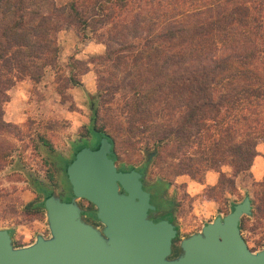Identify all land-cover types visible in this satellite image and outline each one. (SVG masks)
<instances>
[{"label":"trees","instance_id":"trees-1","mask_svg":"<svg viewBox=\"0 0 264 264\" xmlns=\"http://www.w3.org/2000/svg\"><path fill=\"white\" fill-rule=\"evenodd\" d=\"M72 26L82 40L104 45L93 57L100 70L95 92H84L86 133L97 135L93 148L101 136L114 151L155 146L146 164L158 166L162 177L184 174L202 184L212 170L218 175L202 188L204 196L217 199L233 188V177L249 170L255 145L264 140V0H195L192 6L183 0H0V131L11 127L1 106L16 83H38L52 70L58 95L67 87L82 90L78 76L87 61L68 56L58 65L56 33ZM74 144L69 157L58 155L63 172L84 145ZM2 157L0 151V163ZM222 164L230 174L219 171ZM29 180L36 195L24 212L40 213L51 190ZM244 195L250 219L264 225V174ZM178 251L173 246L170 257Z\"/></svg>","mask_w":264,"mask_h":264},{"label":"rangeland","instance_id":"rangeland-1","mask_svg":"<svg viewBox=\"0 0 264 264\" xmlns=\"http://www.w3.org/2000/svg\"><path fill=\"white\" fill-rule=\"evenodd\" d=\"M183 2L184 6H192L195 0ZM56 43L60 68H63L68 56L87 61L88 70L78 76L82 90L67 87L63 96L58 95L54 73L48 70L38 83L25 79L9 88L6 91L8 100L1 106V118L11 127L6 132L0 131V151L3 156L0 163V228L12 231L14 246L31 243L37 233L48 235L43 210L36 214L24 212L23 205L36 195L29 178L44 182L58 194L60 185L68 186L62 164L63 159L72 154L77 138L80 139L77 142L82 141L84 145L93 147L96 140L93 138L97 137L92 131L86 133L90 105L84 92H95L96 74L100 70H96L99 66L94 63L93 57L103 53L104 45L94 39L82 40L74 26L59 30ZM59 72L63 76L66 70ZM89 135L92 136L90 141L86 137ZM39 136L46 140L47 146H39ZM154 150L155 146L144 148L142 144L116 147V164L123 168L139 169L138 172L143 175V189L153 197L151 202L162 208H170L177 228V239L173 246H177L180 238L199 230L205 221L229 211V202L240 201L244 192L250 195L252 182L257 181L252 179L249 172L238 174L233 177V188L228 189L222 197L212 199L204 196L201 190L207 185L208 178H213L215 182L218 175L216 171H206L202 184L190 180L184 174L164 178L158 166L146 164L149 152ZM219 171L230 174L231 168L222 164ZM154 194H159V198H155ZM60 199L67 201L68 197L64 195ZM77 203L87 208L85 211H94L85 200L79 199ZM92 218L93 213L89 216L87 212V220L99 225ZM241 224L240 232L247 247L251 250L263 247L264 225L245 216Z\"/></svg>","mask_w":264,"mask_h":264},{"label":"water","instance_id":"water-1","mask_svg":"<svg viewBox=\"0 0 264 264\" xmlns=\"http://www.w3.org/2000/svg\"><path fill=\"white\" fill-rule=\"evenodd\" d=\"M110 147L101 136L96 148L74 152L64 168L71 197L61 201L51 190L42 201L47 236L37 233L31 243L14 246L9 230L0 228V264H264V246L248 248L238 228L241 217H251L247 195L180 238L170 257L174 225L147 217L154 206L141 187L142 173L116 170ZM79 199L91 204L99 225L80 217Z\"/></svg>","mask_w":264,"mask_h":264},{"label":"flooded vegetation","instance_id":"flooded-vegetation-1","mask_svg":"<svg viewBox=\"0 0 264 264\" xmlns=\"http://www.w3.org/2000/svg\"><path fill=\"white\" fill-rule=\"evenodd\" d=\"M97 136V135H96ZM86 137H88L89 138V141L92 139V136L91 135H89V136H86ZM95 139H97V137H94L93 138V140H95ZM77 141H80V139H78L77 138ZM96 141V140H95ZM83 146H87V147H89L90 149H94L93 147H92V145H83ZM82 147V146H81ZM111 151H112V153H113V155H114V158H112L111 157ZM110 157H111V159H112V161H113V163H114V165H115V168H116V170H121V171H125V170H128V169H130V168H123L122 166H118L117 164H116V161H117V155H116V153H115V151L114 150H112L111 149V147H110ZM150 159H151V157H150ZM150 159L147 161V162H149L150 161ZM142 182V184H141V187H142V189H143V187H144V182H143V180L141 181ZM68 183V182H67ZM49 188V187H48ZM144 190V189H143ZM67 196L68 197V199L71 197V191H70V186L68 185V186H61L60 185V187L58 188V197H59V199H60V196ZM159 194H154V197L155 198H159ZM152 199H153V197L151 196V194H149V203L150 204H152L153 206H154V210H148L147 211V217L149 218V219H151L152 221H157V220H160V219H165V220H167V221H169L170 223H172L173 225H174V229H176V235H175V237H174V239H172L171 240V245H172V247H173V243L175 242V240L177 239V228H176V226H175V224H174V222H173V217H172V211L170 210V208L168 207V208H162L160 205H157V204H153L151 201H152ZM61 200V199H60ZM62 201V200H61ZM68 201V200H67ZM78 204V207L80 208V209H85V210H87V208H84V207H81L80 206V204L79 203H77ZM83 211V212H81L80 213V217L85 221V222H88V223H90V224H92V225H94L91 221H88L87 220V212H89V211ZM91 218V217H90ZM94 221H95V217H93L92 218ZM96 222V221H95ZM205 223V222H204ZM239 223H240V221H239ZM239 223H238V225H239ZM10 235V234H9ZM12 237V235L10 236V238ZM11 242H12V244H13V240H12V238H11ZM14 245V244H13Z\"/></svg>","mask_w":264,"mask_h":264},{"label":"crops","instance_id":"crops-1","mask_svg":"<svg viewBox=\"0 0 264 264\" xmlns=\"http://www.w3.org/2000/svg\"><path fill=\"white\" fill-rule=\"evenodd\" d=\"M255 150L257 154L253 157L247 172H249L252 179L259 180L264 174V140H260L256 143ZM213 182V178H208L206 184L210 185L213 184Z\"/></svg>","mask_w":264,"mask_h":264}]
</instances>
